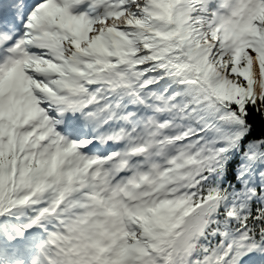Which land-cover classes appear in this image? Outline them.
<instances>
[{"label": "snow or ice", "instance_id": "1", "mask_svg": "<svg viewBox=\"0 0 264 264\" xmlns=\"http://www.w3.org/2000/svg\"><path fill=\"white\" fill-rule=\"evenodd\" d=\"M0 264H264V0H0Z\"/></svg>", "mask_w": 264, "mask_h": 264}]
</instances>
